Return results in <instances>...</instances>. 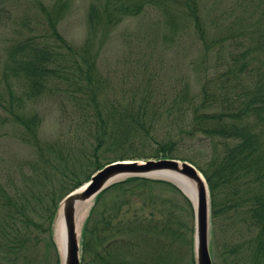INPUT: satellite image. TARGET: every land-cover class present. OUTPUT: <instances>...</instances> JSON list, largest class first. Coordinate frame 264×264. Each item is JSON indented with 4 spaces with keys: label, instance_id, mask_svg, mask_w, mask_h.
Returning <instances> with one entry per match:
<instances>
[{
    "label": "trees",
    "instance_id": "trees-1",
    "mask_svg": "<svg viewBox=\"0 0 264 264\" xmlns=\"http://www.w3.org/2000/svg\"><path fill=\"white\" fill-rule=\"evenodd\" d=\"M256 1L252 10L236 15L225 30L222 25L227 17L221 24L217 21L218 32L208 38L197 0H92L87 38L76 49L58 30L67 0H54L49 7L36 0L38 29H30L13 42L6 60V69L16 74L22 89L14 92L7 83L8 107L0 102L7 111L4 116L11 115L19 128V142L33 151L19 165V184L11 179L0 181V264H35L38 236L33 232L46 225L50 236L62 198L96 170L117 160L150 158L186 160L203 174L210 221L220 215L225 221L228 216L224 232L230 231L235 238L233 243L222 241L215 246L226 264H264V143L259 133V125L264 127V62L258 65L260 57L255 55L264 53V0ZM158 4L167 11L171 28L181 26L185 15L205 50L226 39L242 38L243 49L231 60L233 67L223 75L224 82L220 79L218 92L208 78H200L197 91H190V82L184 80L167 103L166 92H152L156 87L147 91L143 85L131 92L120 87L116 94L115 87L99 75L97 54L91 52L98 33L104 35L124 15L135 17ZM234 87L240 91L231 97ZM51 95L61 97L57 111L68 131L59 126L56 137L43 140L40 115L14 106ZM219 103L221 109H215ZM232 103L236 104L233 108ZM160 119L178 126L163 129L156 123ZM198 133L211 142L221 139L201 161L181 151L184 138ZM155 187L179 193L193 217L190 201L169 181L139 176L117 181L95 197L83 224L81 264H179L182 246L184 254L188 248L193 257V224H182L191 235L187 238L180 234L178 221L177 227L170 223L176 207L166 208L169 211L162 219L155 212H166L156 211L155 203L147 205L141 196ZM147 207L146 217L143 210Z\"/></svg>",
    "mask_w": 264,
    "mask_h": 264
},
{
    "label": "rangeland",
    "instance_id": "rangeland-1",
    "mask_svg": "<svg viewBox=\"0 0 264 264\" xmlns=\"http://www.w3.org/2000/svg\"><path fill=\"white\" fill-rule=\"evenodd\" d=\"M41 1L49 7L54 0ZM91 1L67 0V6L58 22L59 32L76 49H79L87 38ZM197 2L199 5L198 14L204 22L205 35L211 38L213 34H216V31L218 32L217 21L220 20L221 24L223 18L227 17L223 22L224 25H222V29L225 30L232 25V19L236 15L241 16L244 15L245 11L249 12L257 1L197 0ZM164 10L161 4L148 6L135 17L124 15L116 25L110 26V29L106 28L104 35L99 32L95 45L91 49L93 54H97L96 68L99 75L115 87L116 94L120 92L118 91L120 87L122 91L125 90L126 92L138 90L143 85L147 91L156 87L152 92L159 91V89L160 92H166L167 103L173 94L180 89L184 80L187 83L190 82V91H197L202 83L200 78H208V81L212 82L214 90L218 92L220 79L223 80L226 71L233 67L231 60L243 49L241 47L244 46L241 42L242 38L226 39L227 41L225 40L222 44L210 46L205 50L204 44L194 31L193 23L184 19L185 15L181 16L182 19L180 18V21H183L181 26L171 28L167 26L165 13L167 11ZM173 10H176L174 5ZM39 11L36 0H0V102H3L5 107H8L6 84L8 83L12 90L17 93L22 89V84L19 78L15 76L16 74L6 69L8 49L12 47L13 42L24 36L30 29H38L35 15L40 14ZM255 55L260 57L258 65L264 62V53L256 52ZM232 79L233 77L229 78L226 83H231ZM239 91L238 88L234 87L231 97L239 94ZM60 102V96L51 95L35 101H26L24 106L20 108L19 103H16L14 108L28 113L37 112L42 118L39 137L48 140L56 137L59 126L68 131L67 123L59 118L57 111ZM235 105L232 103L231 107L233 108ZM221 107L222 104L219 103L216 104L215 109H221ZM0 108V181L5 183L11 179L15 184H19V165L32 157L33 151L19 142L18 126L14 124L11 115L4 116V113H7L6 109H3L2 106ZM170 121L160 119L156 123L158 127L163 129L164 126L173 128L178 126L175 122L169 123ZM259 133L264 143V127L260 125ZM209 140L202 133H198L192 138L185 137L181 151L185 155L201 161L208 157L212 150V148L210 149L211 145L214 144L217 147L221 142L218 137L212 142ZM136 160L142 161L141 159ZM171 183L175 185L173 182ZM141 196L145 199L146 204L149 201L154 202L157 206L156 211L166 212L163 215L155 212V215L162 219L166 217L167 211H169V209L165 210L166 208L171 207L173 209L176 207L175 216L170 221L172 227H177L178 221V227L182 230L180 234L183 233L188 238L190 233L187 228H183V225L191 227L193 224L194 235V209L189 199L193 209V217L189 208H186L182 196L167 187H155L154 191L142 192ZM94 200L95 198H92L88 205L85 218L79 229L80 232ZM143 211L144 216H149L150 209L148 207ZM172 213L167 219H171ZM225 219L224 221V216L220 215L216 221L211 223L209 218V241L212 243L210 252L214 264H226L222 254H219V250L215 249V246L222 241L233 243L235 239L230 231L229 233L224 232L227 226L225 223L229 221L228 216ZM45 227L46 225L43 226V230L33 232L38 236V242L34 247L35 254L33 255L35 264H57L59 255L58 246L54 239V225L51 227L50 236ZM166 237L169 238L168 234ZM50 239L53 246L49 243ZM182 248L183 246L177 248L180 253L179 264H191L194 255L192 257V252H189L188 248L187 253L184 254Z\"/></svg>",
    "mask_w": 264,
    "mask_h": 264
},
{
    "label": "water",
    "instance_id": "water-1",
    "mask_svg": "<svg viewBox=\"0 0 264 264\" xmlns=\"http://www.w3.org/2000/svg\"><path fill=\"white\" fill-rule=\"evenodd\" d=\"M169 173L187 178L195 183L194 202L174 181L165 177ZM131 176L163 178L173 182L185 194L194 209V263L213 264L209 248L210 200L207 183L195 165L189 161L174 158L113 161L96 170L86 182L67 193L60 201L52 220V225H54L58 210L62 207L65 247L63 252L58 248L59 264H81V232L75 225V202L95 198L111 184Z\"/></svg>",
    "mask_w": 264,
    "mask_h": 264
},
{
    "label": "bare ground",
    "instance_id": "bare-ground-1",
    "mask_svg": "<svg viewBox=\"0 0 264 264\" xmlns=\"http://www.w3.org/2000/svg\"><path fill=\"white\" fill-rule=\"evenodd\" d=\"M165 177L174 181L193 202L195 201L196 186L192 180L171 173L166 174ZM90 201L91 198L75 202V225L78 230L82 224L83 219L85 218ZM54 239L59 250L63 252L65 247V224L62 207L58 210L57 216L54 221Z\"/></svg>",
    "mask_w": 264,
    "mask_h": 264
}]
</instances>
